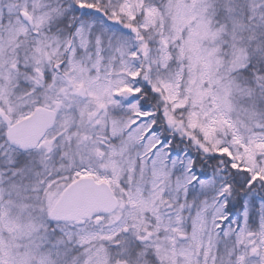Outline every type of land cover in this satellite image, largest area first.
Listing matches in <instances>:
<instances>
[{"label": "snow or ice", "instance_id": "1", "mask_svg": "<svg viewBox=\"0 0 264 264\" xmlns=\"http://www.w3.org/2000/svg\"><path fill=\"white\" fill-rule=\"evenodd\" d=\"M0 264H264V0H0Z\"/></svg>", "mask_w": 264, "mask_h": 264}]
</instances>
